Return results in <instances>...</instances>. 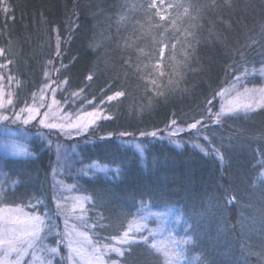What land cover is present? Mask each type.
Returning <instances> with one entry per match:
<instances>
[{
    "label": "trees",
    "instance_id": "1",
    "mask_svg": "<svg viewBox=\"0 0 264 264\" xmlns=\"http://www.w3.org/2000/svg\"><path fill=\"white\" fill-rule=\"evenodd\" d=\"M0 47L25 100L47 66L64 91L94 101L124 93L103 102L110 119L97 123L81 154L120 167L115 179L85 185L99 237L118 236L139 203L176 204L198 264H264V108L218 122L209 112L227 77L264 61V0H0ZM173 120L200 121L193 129L221 163L160 138L148 142L140 163L116 140L148 139ZM45 155L4 161L16 183L1 203L29 207L40 198L31 209L55 216ZM123 251L119 264H159L142 243ZM58 256L53 264H69L64 247Z\"/></svg>",
    "mask_w": 264,
    "mask_h": 264
},
{
    "label": "rangeland",
    "instance_id": "2",
    "mask_svg": "<svg viewBox=\"0 0 264 264\" xmlns=\"http://www.w3.org/2000/svg\"><path fill=\"white\" fill-rule=\"evenodd\" d=\"M0 50L3 48L0 47ZM161 50L162 47L157 50L155 58L157 54L163 55L164 52ZM8 70L3 50L0 53V116H7L9 119L0 120V200L2 195L12 189L16 183L13 177L1 167L4 161L33 159L44 152L46 154L44 164L50 166L55 216L51 213L46 214V212L37 213L31 209L40 204V198L34 205L30 203L29 207L19 204L9 205L0 201V239H5L12 234L22 235L31 228V225L27 223L28 218L40 217V220L35 222V226L40 229L39 237L34 239L31 245L28 243L19 245L27 249L25 254L19 259L14 251L6 255V245H0V264L57 263L60 247L65 248L69 264H87L86 259H81L76 252L70 250L69 241L72 243V248L80 250L85 257L91 255L93 248H99L104 264H119L116 258L119 254L108 251L104 246L113 245L124 250L129 244H118L112 239L113 237L106 241L96 233L94 226L99 217L92 208L91 194L85 185L93 183L96 179L104 181L115 179L120 167L118 164L92 158L86 159L81 155L83 147H89L95 141L92 132L97 123L104 120L105 116H109L102 103L108 100L109 96L94 101L93 98H86L78 92L64 91L63 81L54 75L57 70L47 66L43 73L41 86L25 100L17 94V80ZM221 92L223 95H217ZM214 96V110L213 113L212 110L209 112L215 120L217 113L228 107H235L236 104H251L252 108L251 110L240 108L222 115L220 119L224 117L245 118L252 112L264 108V61L243 67L234 75L231 74ZM29 107L36 110L32 113L36 118L24 124L23 119L27 118L29 113L21 110ZM17 113L21 114L20 120L15 119ZM92 113L100 117L95 119V123H89L94 119L89 115ZM41 120L44 121L43 124ZM73 124L79 127H71ZM46 125H57V127H46ZM84 125H88L86 130ZM6 130H11L14 135H8ZM173 131L176 132L174 136L171 135ZM157 138L163 139L173 147L193 146L209 159L219 164L222 161L218 149L213 145H203L202 143L206 140L204 135L199 130L189 128V125L169 124L155 137H148V139L146 137L138 140L118 137L116 140L119 146L128 148L135 154L141 163L146 145L152 139ZM12 141L15 142V147L12 146ZM137 145L140 146L139 149ZM259 163L261 165L258 177L264 181V175H262L264 174V159ZM92 165L96 167H89ZM100 168L104 171L98 170ZM161 213H168V215L162 216ZM177 214L181 216L179 223L175 219ZM139 217H144V219L139 220ZM138 224L143 225L140 231L135 230ZM130 226L133 229L131 235L135 241L146 245L154 254H157L160 258L159 264H166V260L163 252H157L151 247L154 243L167 247L169 252H182L183 257L180 264H198L196 254L187 249L190 243L173 244V241L192 238L189 223L178 205L163 204L155 207L146 202L139 203L122 227L120 234L114 237L121 236ZM81 233L86 234V238L85 235H80ZM144 237H147L146 241ZM52 248H57V251L51 252Z\"/></svg>",
    "mask_w": 264,
    "mask_h": 264
},
{
    "label": "snow or ice",
    "instance_id": "3",
    "mask_svg": "<svg viewBox=\"0 0 264 264\" xmlns=\"http://www.w3.org/2000/svg\"><path fill=\"white\" fill-rule=\"evenodd\" d=\"M3 10L5 12L7 11L6 4H4ZM185 12H187V9H185ZM2 51L3 50H0V53H2ZM160 75L163 76V73H161ZM88 79L91 80L92 76H89ZM153 84H155V81H153ZM53 91H55V90L53 89ZM157 94L161 95L162 93H157ZM123 95H124L123 92H116L113 96H109L108 97V101H112V100L117 99L118 97H121ZM217 95H223V93L222 92L221 93H217ZM9 103H11V100H9ZM208 103L211 104L212 101H208ZM240 108H243L245 110H251L252 105L251 104H242V105L241 104H236L235 107H228V108L222 110V112L216 114L217 122L219 121V119H220V117L222 115H225L227 113H231V112H233L235 110H238ZM21 111L22 112L26 111V112L29 113L28 117L23 119V123L24 124H28L30 120H33V119L36 118L35 115H32V113L34 111H36V110H34L31 107H29L27 109H22ZM89 115L94 117V119L91 120L89 123H95V119H99L100 118V117L96 116L95 113H92V114H89ZM8 119H9V117H7V116H0V120L7 121ZM15 119L16 120H20L21 119V114L17 113L15 115ZM104 119H110V117L105 116ZM43 123H44V121L41 120V124H43ZM200 123H201L200 121H196L195 123L189 125V128H196L197 125L200 124ZM175 124H176L175 120L171 121V125L174 126ZM46 127H57V125H46ZM71 127L78 128L79 125L73 124V125H71ZM83 127L86 130L88 125H84ZM6 133L8 135H14V133H11V130H6ZM123 135H129V134L124 133ZM141 135H145V133H141ZM147 135L155 137L157 135V133L156 132H151V133H147ZM171 135H173V136L176 135V132L173 131L171 133ZM11 143H12V146L15 147V142L12 141ZM139 147L140 146L137 145L138 149H139ZM141 151H142V149H141ZM89 167H96V166L92 165V166H89ZM98 170L104 171V169H102V168H100ZM262 175H264V174H262ZM85 199H90V198H85ZM160 215L166 216V215H168V213H161ZM138 219L139 220H143L144 217H139ZM175 219H176L177 223H179L180 220H181V216L179 214H177L175 216ZM39 220H40L39 216L30 217V218H28V221H27V223L31 225V228L29 230L23 232L22 235H20V236L12 234V235H8L7 238H5V239H0V245H6V252H5L6 255L9 252H13L14 251V252L17 253V256H18V259H19L20 257H22L25 254L27 249H25L23 247H19V245H22L23 243H28L29 245H31V242L34 239L39 237L40 229H39V227L35 226V222H37ZM142 227H143L142 224H138V226H137V228L135 230L136 231H140L142 229ZM132 231H133V229L130 226L127 230H125L121 234V236L113 237L112 239L114 241H116L118 244H121V245H127V244H130V243H135L136 242L135 238L131 235ZM80 235H85V238H86V234L81 233ZM143 239L146 241L147 237H144ZM190 242H191V237H188L187 239H183V240H180V241H173V244H176V243L187 244V243H190ZM60 243H63V241H60ZM104 247L108 251L116 252L120 256L124 255V251L120 247H115L113 245H105ZM151 247L153 249H155L157 252H163L165 260H166V264H180V260L183 257V253L182 252H180V251L169 252L167 247H161V246H159V245H157L155 243L153 245H151ZM69 248H70V250L76 252L77 255L80 256L81 259H86L87 260V264H104V261L102 259L101 250L99 248H93L91 255L88 256V257H85L80 252V250L72 248L71 241H69ZM56 251H57V248H52L51 249V252H53V253H55Z\"/></svg>",
    "mask_w": 264,
    "mask_h": 264
}]
</instances>
